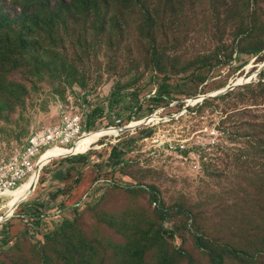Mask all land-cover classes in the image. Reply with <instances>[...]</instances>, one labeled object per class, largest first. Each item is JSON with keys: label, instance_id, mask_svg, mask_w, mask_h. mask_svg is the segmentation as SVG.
<instances>
[{"label": "rangeland", "instance_id": "374dc122", "mask_svg": "<svg viewBox=\"0 0 264 264\" xmlns=\"http://www.w3.org/2000/svg\"><path fill=\"white\" fill-rule=\"evenodd\" d=\"M88 4L0 0V164L66 112L88 125L63 148L125 128L38 168L15 210L0 201V264L86 246L85 264H264V0Z\"/></svg>", "mask_w": 264, "mask_h": 264}, {"label": "built area", "instance_id": "2783aa9c", "mask_svg": "<svg viewBox=\"0 0 264 264\" xmlns=\"http://www.w3.org/2000/svg\"><path fill=\"white\" fill-rule=\"evenodd\" d=\"M86 117L84 112H66L59 125L33 132L8 161L1 163L0 201H8L12 193L26 184L38 168L40 159L45 152L56 147H69L74 143L76 144L77 140L86 132L88 125ZM121 123H123V120L119 119L116 125ZM111 128L121 129V132L125 131V128H118V126ZM212 136L208 141V145L215 147L218 145V139L215 137L216 133L212 132ZM187 143L188 141L179 142L176 148H180L182 153L188 152V156L192 158L194 153H191L192 150ZM171 148H174V146H171ZM184 157V159H190Z\"/></svg>", "mask_w": 264, "mask_h": 264}, {"label": "bare ground", "instance_id": "6f19581e", "mask_svg": "<svg viewBox=\"0 0 264 264\" xmlns=\"http://www.w3.org/2000/svg\"><path fill=\"white\" fill-rule=\"evenodd\" d=\"M119 131L118 129L114 128L108 132H103L99 134H95L92 135L91 137H89V139L87 141H83L81 143H79V145L77 146V148L74 150L73 149H67V148H63V147H56L54 149H50L47 152H45L43 154V156L40 159V163L38 165V168L42 167L46 164L49 163L50 161H52L55 158H59L65 155H69V154H73V153H80V152H84L87 151L88 149H90V147L99 142V139L102 138L105 135H109L111 133L117 132ZM73 150V151H71ZM38 168L35 170L34 174L30 177V179L26 182V184L19 189L18 191L12 193L11 199V207L12 210H15L17 208V206L19 204H21L23 201H25L27 198H29L30 196H32V194L34 193L35 189L37 188L38 185Z\"/></svg>", "mask_w": 264, "mask_h": 264}, {"label": "trees", "instance_id": "16d2710c", "mask_svg": "<svg viewBox=\"0 0 264 264\" xmlns=\"http://www.w3.org/2000/svg\"><path fill=\"white\" fill-rule=\"evenodd\" d=\"M92 0H72V4L74 7L78 8V10H86L89 7V2ZM12 24L9 20V18L0 13V44L1 43H9L11 41V38L9 36V32L12 31ZM161 211H164V209L161 208ZM196 244L198 247H202L204 245V240L201 236L196 237ZM89 247V246H88ZM87 246L83 249H81V253H79V260L77 261L75 258L71 257L68 262L71 264H85L87 263V257H88V252L95 250L93 246L89 250H85L88 248ZM222 258L221 257H215L214 262L221 263ZM188 262L189 264H194V261L191 257H188Z\"/></svg>", "mask_w": 264, "mask_h": 264}]
</instances>
